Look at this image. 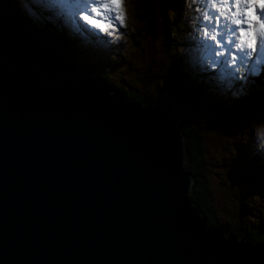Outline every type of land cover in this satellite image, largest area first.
<instances>
[{
    "label": "water",
    "instance_id": "obj_1",
    "mask_svg": "<svg viewBox=\"0 0 264 264\" xmlns=\"http://www.w3.org/2000/svg\"><path fill=\"white\" fill-rule=\"evenodd\" d=\"M184 157L172 112L0 19V264H264L208 224Z\"/></svg>",
    "mask_w": 264,
    "mask_h": 264
},
{
    "label": "trees",
    "instance_id": "obj_2",
    "mask_svg": "<svg viewBox=\"0 0 264 264\" xmlns=\"http://www.w3.org/2000/svg\"><path fill=\"white\" fill-rule=\"evenodd\" d=\"M29 5L31 6V3ZM131 5H136V12L135 19L128 22L129 38L136 48L143 49L139 53L143 62L140 66L127 65L130 78H125V80L132 81L128 88H123L124 84L115 83L100 66V63L103 65L101 61L90 60L88 51L93 47L92 40L97 41L94 39L96 37L92 36L83 26H80L79 31H70V24L67 23L64 26L62 17L54 12L57 10L56 7L54 10L51 7L41 9L40 5L36 7L37 10L41 9L42 19H52L46 22V28L49 31L44 32L43 36L35 34L31 16L23 14L19 7L14 11L13 19L12 14L7 13L8 10L0 9V19L25 31L29 36L41 40L46 46L63 54L66 60L80 68L95 71L123 99L129 102L146 103L160 110L172 112L185 138L186 161L184 166L193 177L189 192L192 202L199 207L208 224L219 228L226 234L232 233L244 239H254L264 245V226L259 229L258 223L257 227L245 225L251 223L244 222L241 219L242 214L238 216L234 210L230 212L231 215L227 219H220L221 211L216 210V207L209 201L205 178V175L213 177L215 174L218 179L217 183L222 186L221 189L226 192V196L229 192L235 199L234 202L249 208L253 215V209L257 207V218H261L264 224V208L256 203V195L253 192L254 186L264 177V163L259 158V164H253L244 154H240L238 150L240 142L225 143L226 138L237 130L243 127L253 129L264 122V65L260 66L256 74L247 76V81H244L239 76L244 73L243 70H247V67L241 66L240 61L237 62L236 65L239 68L236 72L238 74L234 78H238L237 82L241 92L233 101L222 99L225 92H221L220 88H212L211 84L215 79L212 77V72L201 75L187 71L184 73L186 76L192 79L197 78L200 82L205 80L209 82V85L203 89L205 93L217 94L213 98L215 99L214 104H211V99L209 100L208 97L201 98L199 91L203 90L200 88L199 91H194L184 98L177 81L181 79L179 71L184 68L181 62L185 60V56L180 55L177 46L184 45V31L188 29L184 21L188 8L186 0H132ZM224 21L232 27L228 21ZM256 22L257 19L252 24L253 35L255 30L258 33V28H260ZM157 32L159 36H156ZM84 38L89 41V47L84 43ZM141 40H145L146 43L142 45ZM148 43L150 46L147 45ZM143 47H157L161 51L160 56L154 59L149 58ZM255 58H257V53L253 52V60ZM228 64L230 65L229 62ZM218 68L219 65L213 69L217 71ZM224 84L221 83L220 86ZM211 150L216 153L220 151L219 157L221 158L212 163L214 167L209 168V160L212 158ZM235 162L241 164V168ZM262 198L264 195L261 193L260 199ZM229 205L230 208H234L231 201Z\"/></svg>",
    "mask_w": 264,
    "mask_h": 264
},
{
    "label": "rangeland",
    "instance_id": "obj_3",
    "mask_svg": "<svg viewBox=\"0 0 264 264\" xmlns=\"http://www.w3.org/2000/svg\"><path fill=\"white\" fill-rule=\"evenodd\" d=\"M4 1L5 0H0L1 10H8L7 13L12 14L13 19L15 16L14 11L18 10L19 7L23 14L31 16L35 34L40 36H43L44 32L49 31L46 28V22L52 20L51 18L48 20L42 19L40 10L49 7L54 10V7H56L57 10L54 12L57 16L62 17L64 26L67 23L70 24V31H79L80 26H83L92 36L96 37L94 39H97V41L92 40L91 44L93 47L88 51L90 53V60L97 62L101 61L103 65L100 63V66L104 68L115 83L124 84L123 88H128L132 84V81L129 82L128 79L125 80V78H130L129 67H127V65L135 64L140 66L143 62L141 56H139L140 51L143 49L139 47V49L136 48L129 38L128 22H132V20L135 19L136 12V5H131L132 0H121L120 3L115 5L110 4V0H90L87 4L85 3V0H28V2L26 0H7L6 3ZM236 1L237 0H235V2ZM29 3H31V6ZM186 3L188 8L186 9L184 21L188 26V29L184 31V45L177 46L180 55L185 56V60L181 62L184 64V68L179 71L181 79L177 81L178 88L181 89V94L184 98L192 94L194 91H199V88L203 90L209 85L207 80L200 82L199 79H192V77L186 76L184 73L187 71H193V74L200 73L201 75H206L207 72H212V77H215L214 82L211 84L212 88H220L221 92H225V96L222 99L233 101L241 92L239 83L237 82L238 78H234V76L238 74L236 70L239 67L236 64L240 60L237 59L233 62L231 56L251 57V60L247 66H245L247 67V70H243L244 73L239 76L240 79L247 81V76L256 74L260 70V66L264 65V52H260L259 55H257V58L253 60V51L248 47V45L251 44L258 48L259 44L264 42V40L262 41V37L264 38V30L258 28V35L255 30L256 36L252 34L251 30L244 37V50L238 51L234 48V44L227 43V40L232 34L226 30L225 25H227V23L222 19L220 27L215 29V32L218 34L217 40L223 44V47H221L217 44V41H213L209 36L205 35L206 32L209 34L213 32L214 24V20L210 22L207 16L210 15L215 17L220 14V12L212 6L213 0H186ZM215 3L231 6L233 0H215ZM250 3L251 2H249V5ZM38 5L42 8L37 10L36 7ZM105 5L110 7L111 11L106 10ZM93 8L97 11L93 12ZM118 13L123 17L122 22L115 19V16ZM244 13L247 15L244 14L242 19H246L251 25L254 24V21L257 19L256 23L260 25V22L264 20V3L257 0L254 2L253 8L245 7ZM85 15L89 17L88 20L84 19ZM228 15L230 16L231 13H228ZM206 25L207 27H205ZM244 26L245 25H242L241 27ZM232 27L236 26L232 25ZM158 32L156 36L160 35ZM220 33H222V35ZM237 35H239V33H237ZM83 41L89 47V41L87 38H84ZM235 42L237 41L234 39V43ZM140 43L143 45L146 42L145 40H141ZM147 45H149V43ZM144 52L152 59L158 58L161 53L157 47H146ZM221 53H223V55H221ZM225 57H227L230 65L227 63V66H225L221 63L225 60ZM218 65L219 68L217 71L213 69ZM221 83L225 84L223 86L221 85V87ZM199 93L201 94L202 99L208 97L209 100L211 99V104L215 103V99L213 98L217 93H205L204 90L201 92L199 91ZM235 142L241 143L238 149L240 154H244L253 164H259V158L262 160V163H264V122L256 125L253 129L250 127H243L237 130L226 138L225 143L230 144ZM219 152L216 153V151L211 150L212 158L209 160V168L214 167L212 163L216 160L219 161L221 158L219 157ZM185 161L186 157H184V162ZM235 164L239 167L241 166V164L237 162H235ZM205 178L207 181V191L209 192V201H211L216 207V210L221 211L220 219H227L231 215L230 212L234 210L238 216L242 214L241 219L244 222L251 223L245 225L257 227L258 223L259 229L264 226L262 219L257 218V207L253 209L254 215L251 214L249 208L241 203L234 202L235 199L231 197L229 192H227V199L226 192L221 189L222 186L217 183L218 179L215 174L213 177L205 175ZM253 192L256 195V203L264 208V198L260 199L261 193L264 195V177H262L254 186ZM229 201L233 203L234 208L229 207Z\"/></svg>",
    "mask_w": 264,
    "mask_h": 264
},
{
    "label": "snow or ice",
    "instance_id": "obj_4",
    "mask_svg": "<svg viewBox=\"0 0 264 264\" xmlns=\"http://www.w3.org/2000/svg\"><path fill=\"white\" fill-rule=\"evenodd\" d=\"M90 0H85V3H89ZM121 0H110V4H118L120 3ZM249 2H252V0H249ZM259 2L264 3V0H259ZM212 6L214 8H216L220 14L212 17L210 15L207 16V18L209 19V21H213L214 20V24H213V32L211 34H209L208 32L205 33V35L209 36V38L213 41H217V44L221 47H223V44L217 40V33L215 32L216 28L220 27V22L221 20H226L229 22L230 25H235L236 27H229L228 25H225V28L228 32H230L232 35L231 37L227 40L228 44H234V48L238 51H243L244 47H245V40L244 37L245 35H247L251 30H252V25L246 20V19H242L239 18L242 16V13L240 11L241 5L235 3V0H233V3L231 6L228 5H219L217 3H215V0H213V4ZM106 10L111 11V8L108 7L107 5H105ZM232 8H235L236 11L233 12ZM93 12H96L97 10L95 8L92 9ZM228 13H231V15L229 16ZM97 14L99 15V13L97 12ZM207 15V14H206ZM85 20H88L89 17L87 15L84 16ZM116 20H120L122 22L123 17L122 15H120L119 13L115 16ZM240 25H245L244 27H240ZM207 27V25L205 26ZM260 29L264 30V20H262L260 22ZM237 33H239V35H237ZM222 35V33H220ZM235 42L234 43V39ZM249 48L252 49L253 52H256L257 55H259L260 52H264V42H261L259 44V47H254L253 45L249 44L248 45ZM221 55H223V53H221ZM237 59L240 60V64L241 66H247V64L249 63V61L251 60L250 56H239L237 57L236 55H232L231 56V60L233 62H235ZM221 63H223L225 66H227L228 63V59L227 57L225 58L224 61H222Z\"/></svg>",
    "mask_w": 264,
    "mask_h": 264
},
{
    "label": "bare ground",
    "instance_id": "obj_5",
    "mask_svg": "<svg viewBox=\"0 0 264 264\" xmlns=\"http://www.w3.org/2000/svg\"><path fill=\"white\" fill-rule=\"evenodd\" d=\"M21 33L24 34L25 36H26V34H27L25 31H21ZM25 33H26V34H25Z\"/></svg>",
    "mask_w": 264,
    "mask_h": 264
}]
</instances>
